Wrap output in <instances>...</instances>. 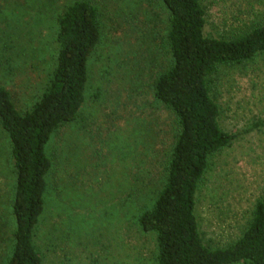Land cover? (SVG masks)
I'll list each match as a JSON object with an SVG mask.
<instances>
[{
  "label": "rangeland",
  "instance_id": "374dc122",
  "mask_svg": "<svg viewBox=\"0 0 264 264\" xmlns=\"http://www.w3.org/2000/svg\"><path fill=\"white\" fill-rule=\"evenodd\" d=\"M73 0H0V85L25 110L55 66L57 13ZM102 37L89 62L86 101L47 147L52 160L34 242L43 264H157L137 222L154 200L176 135L153 95L168 67L167 14L158 0H93ZM206 33L233 37L264 19V0H201ZM220 123L239 132L210 158L196 195L205 243L235 242L264 198V52L211 78ZM15 175L0 127V264L10 255Z\"/></svg>",
  "mask_w": 264,
  "mask_h": 264
},
{
  "label": "trees",
  "instance_id": "16d2710c",
  "mask_svg": "<svg viewBox=\"0 0 264 264\" xmlns=\"http://www.w3.org/2000/svg\"><path fill=\"white\" fill-rule=\"evenodd\" d=\"M166 10L168 67L153 83V95L172 113L176 135L166 176L152 203L138 215L139 228L155 236L157 264H264V198L256 201L240 237L211 247L203 239L196 195L210 158L240 133L224 129L211 88L220 67L264 52V19L233 37L206 33L201 0H158ZM93 0H73L56 15L55 66L41 94L19 111L0 85V127L9 142L15 175L10 255L5 264H43L34 242L46 207L52 160L47 147L54 132L79 116L86 101L90 57L102 33Z\"/></svg>",
  "mask_w": 264,
  "mask_h": 264
}]
</instances>
